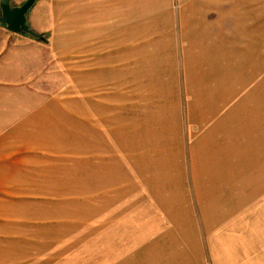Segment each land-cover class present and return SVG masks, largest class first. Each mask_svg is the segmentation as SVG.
Returning a JSON list of instances; mask_svg holds the SVG:
<instances>
[{"label":"rangeland","instance_id":"obj_1","mask_svg":"<svg viewBox=\"0 0 264 264\" xmlns=\"http://www.w3.org/2000/svg\"><path fill=\"white\" fill-rule=\"evenodd\" d=\"M193 1L148 2L150 8H161V12H164L161 6L165 4L167 17L177 28L176 11L188 3L194 5ZM230 2V15L227 18L224 15L217 28L228 34L230 31V42L225 43L224 51L228 52L230 60L231 93L235 91V97L245 94L247 118L256 115L264 119V0ZM144 3L143 9L147 4ZM227 7V0H223L215 9L207 10V23L215 21ZM138 27L134 25L136 32ZM152 31L150 28L151 33L141 38L134 34L135 52L129 64H146L148 58L140 56V49L157 43ZM25 35L28 41L23 40L21 48L36 51L42 61L36 72L29 64L23 65V86L19 94L34 98H77L76 82L68 80V75L73 74L63 72L49 56L48 50L52 46L46 35ZM174 47L178 79L165 88V92L160 90L161 98H155L152 83H145V91L150 96L142 104H136L134 99L126 100L127 89L121 72L116 77V88H112L113 84H105L101 89L103 96L117 91V99L113 103L105 101L108 104L104 105H119L117 119L122 120L123 126L129 120L125 117L126 111L129 113V108L133 107L128 117L137 120L146 117L153 132L158 122L149 114L159 109L160 139L165 142L159 155L164 161L165 179L149 181L141 146L138 152L129 153L127 150L131 147L126 144L125 130L119 132L115 142L118 146L117 166L107 158L115 159L114 154L107 152L112 150L111 147L101 146L96 153L103 155L94 160L88 149L83 153L79 148L81 137L77 135L78 111L76 105L68 104L67 109L76 114L64 116L63 119H68L62 123H68L70 130L62 129L61 135L52 137L23 136L21 148H15L21 150L22 166L0 168V264H264V172L262 170L263 183L257 186L255 193L250 186L238 195V208L234 213L222 220L211 216V200L218 192L210 188L208 182L215 179V173L213 165L203 166L201 154L194 145L204 127L197 118L203 105L196 99L199 91L187 87L183 77L179 52L187 47L186 41L177 40ZM165 55L168 60L166 50ZM152 58L161 62V56ZM121 59L124 64V55ZM118 68L121 69V65ZM29 74L37 75V80L28 81ZM210 79L202 83L204 88L215 84L216 80ZM134 81L136 94L141 86L139 80ZM194 84L192 81L193 87ZM44 104L38 100L32 108L22 110V114L42 112L47 107ZM219 107L218 114H222L227 106ZM137 108L149 113L137 118ZM263 119L261 130L264 135ZM164 122L167 125H163ZM111 123L112 130L116 129L115 121ZM125 127L130 132L129 125ZM3 130L0 128V132ZM26 132L37 133L38 130ZM87 139L94 141V138ZM98 165L103 168L102 182L84 188L80 184L82 169H85V175L92 173ZM110 165L111 174L105 169ZM172 216L176 217L174 222H171ZM182 216H188V220L183 221ZM178 220L182 226L176 225ZM181 228L195 230L194 236L188 232L193 239L186 232L182 233L181 239L178 234ZM168 231L177 235L182 248L177 245L181 249H163L165 257L161 261V233Z\"/></svg>","mask_w":264,"mask_h":264},{"label":"crops","instance_id":"obj_2","mask_svg":"<svg viewBox=\"0 0 264 264\" xmlns=\"http://www.w3.org/2000/svg\"><path fill=\"white\" fill-rule=\"evenodd\" d=\"M25 1L9 0V3L11 7H19ZM146 1L61 0L59 3L52 0H36L28 10L26 24L29 30L36 35H46L47 40L51 42L49 56L55 59L56 65L61 67L63 72L73 74L68 75V80L76 82L77 98L21 96L19 90L23 86V65L29 64L36 72L42 60L38 59L36 51L21 48L23 40L28 41L25 34L9 32L0 24V93H5V96H0V128H4L0 132V168L12 169L22 166L21 150L15 148H21L23 136H59V131L69 129L68 123L65 126L62 120L66 119V122L68 118L63 117L73 113L67 109L70 104L76 105L78 111L73 114L78 117L77 135L81 137L79 148L83 153L88 149L94 160L96 156L103 155L96 153L101 150V146L111 147L112 150L107 152L114 154L115 159L107 158L116 162L117 166L118 146L115 142L119 132L125 130L126 144L131 147L130 151H127L138 152L141 146L143 166L148 168L149 181H163L167 174L163 172L166 169L159 155V150L165 143L160 139L162 126L159 123V109L156 108L154 113L149 114L159 123H156L158 126L153 132L151 125L145 121L146 117L140 120L128 117L132 114L133 107L129 108V113L126 111L125 117L129 120L123 126L122 120L117 119L119 105H104L108 104L105 101L113 103L114 99H117V91L103 96L101 89L105 84H113L112 88H116V77L121 72L127 89L126 100L134 99L136 104H142L141 102L150 96L145 91V83H152L155 98H161L160 90L165 92V88L178 79L174 43L177 40L186 41L187 47L181 48L179 52L183 77L187 87L199 91L196 99L199 105H203L197 118L204 127L201 135L194 137L198 139L193 144L201 154L203 166L213 165L215 179L208 182V186L218 194L212 197L210 214L215 220H222L236 211V199L242 191L253 186L255 193L257 186L263 183L262 170L264 172V135L261 130L263 118L256 115L254 118H247L245 94L235 97V91L231 93L230 60L228 52L224 51L225 43L230 42V31L228 34L217 28L223 22L224 15L225 18L230 15L231 2L227 0L228 7L210 24L205 20L207 10L215 9L223 0H194V5L185 4L180 11H176L175 20L178 25L174 28L167 17L165 4L161 6L162 10L164 9V12H161V8H150L149 0ZM144 2L147 3L144 5L145 9L142 7ZM135 24L139 26L137 32ZM150 28L153 29L154 41L157 43H150L145 50L140 49V56L146 55L148 58L146 64H129L130 57H133L135 52L132 42L134 34L141 38L151 33ZM123 55L124 64L121 59ZM159 56L161 62L152 58ZM167 61L168 63H165ZM119 65L121 69L118 68ZM150 73L154 75L151 76ZM210 78L216 80L215 84L204 88L202 83L205 80L211 81ZM27 80H37V75L31 74ZM134 80H139L141 86L137 88L136 94ZM192 81L195 82L194 87ZM38 100L47 106L42 112L22 114V110L32 108ZM220 105L227 106L222 114H218ZM141 109L137 108V118L149 113L141 112ZM111 121H115L116 129L112 130ZM127 124L130 132L125 127ZM163 125H167V122ZM34 129L38 132H26ZM87 138H94V141L91 142ZM100 139L102 142L99 143ZM105 169L109 170V174L112 173L111 165ZM84 171L85 169H82L80 181L84 188L86 185L96 186L102 182L100 180L103 168L99 165L94 166L92 173L83 175ZM221 194L224 196L221 197ZM175 218L172 216L171 222H174ZM187 220L188 216L184 217L183 221ZM176 225L182 226V223L178 220ZM183 232L194 236L195 230L179 229L181 239ZM164 233H161V261L165 257L163 249H177V245L181 247L173 231Z\"/></svg>","mask_w":264,"mask_h":264},{"label":"water","instance_id":"obj_3","mask_svg":"<svg viewBox=\"0 0 264 264\" xmlns=\"http://www.w3.org/2000/svg\"><path fill=\"white\" fill-rule=\"evenodd\" d=\"M36 0H26L19 7H11L9 0L0 2V23L3 24L9 32L15 34L29 33L30 30L26 24V14L34 5Z\"/></svg>","mask_w":264,"mask_h":264},{"label":"trees","instance_id":"obj_4","mask_svg":"<svg viewBox=\"0 0 264 264\" xmlns=\"http://www.w3.org/2000/svg\"><path fill=\"white\" fill-rule=\"evenodd\" d=\"M28 34L31 35V36H33V37H36V35L33 34L32 32H29ZM39 39H41V38H39Z\"/></svg>","mask_w":264,"mask_h":264}]
</instances>
